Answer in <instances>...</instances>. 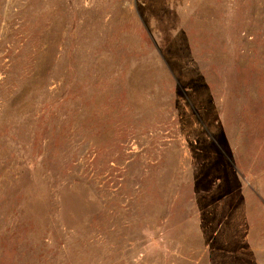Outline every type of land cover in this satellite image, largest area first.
I'll return each instance as SVG.
<instances>
[{"label": "rangeland", "instance_id": "obj_1", "mask_svg": "<svg viewBox=\"0 0 264 264\" xmlns=\"http://www.w3.org/2000/svg\"><path fill=\"white\" fill-rule=\"evenodd\" d=\"M0 264H264V0H0Z\"/></svg>", "mask_w": 264, "mask_h": 264}]
</instances>
